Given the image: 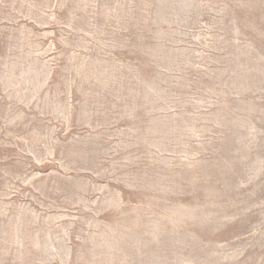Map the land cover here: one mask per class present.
<instances>
[{
  "label": "rangeland",
  "instance_id": "rangeland-1",
  "mask_svg": "<svg viewBox=\"0 0 264 264\" xmlns=\"http://www.w3.org/2000/svg\"><path fill=\"white\" fill-rule=\"evenodd\" d=\"M0 264H264V0H0Z\"/></svg>",
  "mask_w": 264,
  "mask_h": 264
}]
</instances>
